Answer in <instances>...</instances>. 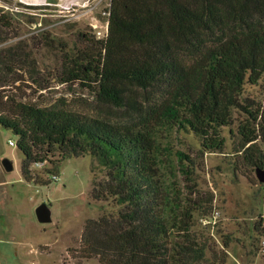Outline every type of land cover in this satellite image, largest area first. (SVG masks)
<instances>
[{
  "label": "trees",
  "instance_id": "1",
  "mask_svg": "<svg viewBox=\"0 0 264 264\" xmlns=\"http://www.w3.org/2000/svg\"><path fill=\"white\" fill-rule=\"evenodd\" d=\"M3 26L9 27L0 16ZM87 43L90 50L63 62V81L86 82L98 96L140 114L133 94L143 90L150 120L192 132L205 151L223 149L220 129L230 124L233 109L254 120L258 115L240 96L245 82L264 75V0H111L106 36ZM13 61L0 53V86L15 73ZM0 126L16 136L26 181L50 183L31 166L53 163L55 170L46 173L57 179L56 164L69 157L89 155L104 169L90 195L119 207L85 222L78 249L69 250L75 264L91 258L98 264H213L206 257L209 240L192 229L191 200L165 188L149 130L14 98L0 107ZM242 135L250 145L257 138ZM177 158L191 163L183 152ZM254 165L261 169L264 161ZM263 222L255 225L261 234Z\"/></svg>",
  "mask_w": 264,
  "mask_h": 264
},
{
  "label": "rangeland",
  "instance_id": "2",
  "mask_svg": "<svg viewBox=\"0 0 264 264\" xmlns=\"http://www.w3.org/2000/svg\"><path fill=\"white\" fill-rule=\"evenodd\" d=\"M110 3L0 1V16L9 25L0 27V53L16 59L11 64L15 73H6L9 81L0 86V107L14 98L149 130L167 192H181L195 208L192 229L209 240V262L264 264V233L255 230L264 218V181L258 177L259 171L264 175V166L254 165V160L264 161V75L255 84L245 82L240 96L248 110L258 113L256 119L233 109L230 124L220 129L223 149L205 151L192 132L150 120L143 90L133 94L140 114L98 96L86 82L61 79L67 58L90 50L88 41L106 36ZM243 132L256 134L251 145ZM10 140L16 142L14 133L0 126V264H75L69 250L78 249L85 222L116 213L119 207L112 199L95 200L90 195L93 181L105 177L104 169L89 155L69 157L56 164L58 176L52 179L46 170H55L53 163L34 164L31 168L41 181H50L34 184L22 177L23 155ZM177 151L188 155L191 163L178 159ZM51 156L58 160L57 152ZM4 157L13 162L12 171L2 166ZM41 203L48 206V222L36 217ZM83 262L98 264L94 258Z\"/></svg>",
  "mask_w": 264,
  "mask_h": 264
},
{
  "label": "water",
  "instance_id": "3",
  "mask_svg": "<svg viewBox=\"0 0 264 264\" xmlns=\"http://www.w3.org/2000/svg\"><path fill=\"white\" fill-rule=\"evenodd\" d=\"M1 164L6 171H12L14 169L13 162L7 157H4L1 160ZM260 172L261 171L258 172V177L261 181H264V175H261ZM36 217L38 221L42 223L51 220L50 212L46 203H41L40 205H38V207L36 208Z\"/></svg>",
  "mask_w": 264,
  "mask_h": 264
},
{
  "label": "built area",
  "instance_id": "4",
  "mask_svg": "<svg viewBox=\"0 0 264 264\" xmlns=\"http://www.w3.org/2000/svg\"><path fill=\"white\" fill-rule=\"evenodd\" d=\"M9 144L12 145V146H14V145L16 144V142H14L13 140H10V141H9ZM263 242H264V241H263Z\"/></svg>",
  "mask_w": 264,
  "mask_h": 264
}]
</instances>
